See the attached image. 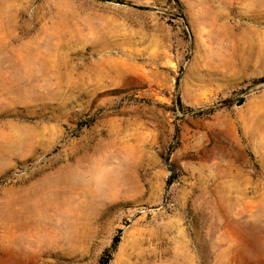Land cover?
Here are the masks:
<instances>
[{"label":"rangeland","instance_id":"374dc122","mask_svg":"<svg viewBox=\"0 0 264 264\" xmlns=\"http://www.w3.org/2000/svg\"><path fill=\"white\" fill-rule=\"evenodd\" d=\"M102 263L264 264V0H0V264Z\"/></svg>","mask_w":264,"mask_h":264},{"label":"bare ground","instance_id":"6f19581e","mask_svg":"<svg viewBox=\"0 0 264 264\" xmlns=\"http://www.w3.org/2000/svg\"><path fill=\"white\" fill-rule=\"evenodd\" d=\"M89 165V164H88ZM83 167V166H82ZM79 168V167H78ZM81 168V167H80ZM83 169V168H82ZM84 170V169H83ZM82 170V171H83ZM97 172L96 168H93L90 171H85L83 172H74L72 174H68L69 176L66 175V178L63 179L64 177H62V182L66 183V182H72L73 184H76L73 188H75L76 186H82L84 185L87 181H89ZM70 173V172H69ZM82 184V185H80Z\"/></svg>","mask_w":264,"mask_h":264},{"label":"trees","instance_id":"16d2710c","mask_svg":"<svg viewBox=\"0 0 264 264\" xmlns=\"http://www.w3.org/2000/svg\"><path fill=\"white\" fill-rule=\"evenodd\" d=\"M102 264H104V263H102Z\"/></svg>","mask_w":264,"mask_h":264}]
</instances>
